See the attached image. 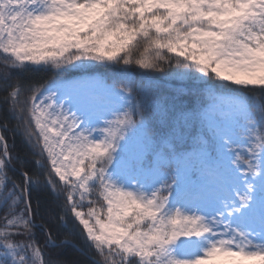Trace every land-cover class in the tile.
<instances>
[{"label":"rangeland","instance_id":"374dc122","mask_svg":"<svg viewBox=\"0 0 264 264\" xmlns=\"http://www.w3.org/2000/svg\"><path fill=\"white\" fill-rule=\"evenodd\" d=\"M145 33L202 76L264 86V0H0V50L33 67L73 53L112 62ZM130 106L92 74L47 87L32 105L89 241L140 264H264V144L245 101L211 95L200 116L211 142L200 136L170 158ZM94 185L101 206H90ZM0 258L20 264L25 254L0 245Z\"/></svg>","mask_w":264,"mask_h":264},{"label":"trees","instance_id":"16d2710c","mask_svg":"<svg viewBox=\"0 0 264 264\" xmlns=\"http://www.w3.org/2000/svg\"><path fill=\"white\" fill-rule=\"evenodd\" d=\"M76 55L63 64L33 67L0 50V245L22 248L20 264H96L90 258L97 264H140L87 238L33 124L36 97L53 84L98 75L128 93L132 122L143 125L155 150L170 158L189 153L200 136L210 141L200 116L213 94L243 99L264 144V86L202 76L193 65L157 48L152 33L136 36L112 62ZM170 191L168 185L161 197ZM88 199L90 206H101L96 185ZM0 264L11 262L0 258Z\"/></svg>","mask_w":264,"mask_h":264},{"label":"water","instance_id":"95a60500","mask_svg":"<svg viewBox=\"0 0 264 264\" xmlns=\"http://www.w3.org/2000/svg\"><path fill=\"white\" fill-rule=\"evenodd\" d=\"M5 159H6V161H8V158H7V156L5 157ZM26 181H28L27 180V178H26ZM80 253H82L80 250H78ZM90 260L92 261V262H94V263H96L97 264V262L95 261V260H93L92 258H90Z\"/></svg>","mask_w":264,"mask_h":264}]
</instances>
